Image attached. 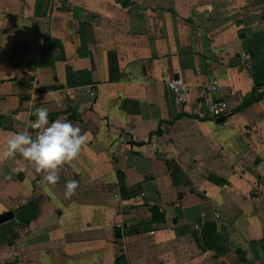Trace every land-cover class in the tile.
Wrapping results in <instances>:
<instances>
[{
	"label": "crops",
	"instance_id": "0c3cea01",
	"mask_svg": "<svg viewBox=\"0 0 264 264\" xmlns=\"http://www.w3.org/2000/svg\"><path fill=\"white\" fill-rule=\"evenodd\" d=\"M261 23L264 0H0V147L36 107L86 136L55 184L0 161V264H264Z\"/></svg>",
	"mask_w": 264,
	"mask_h": 264
},
{
	"label": "clouds",
	"instance_id": "9594fccd",
	"mask_svg": "<svg viewBox=\"0 0 264 264\" xmlns=\"http://www.w3.org/2000/svg\"><path fill=\"white\" fill-rule=\"evenodd\" d=\"M48 113L49 109L46 107H36L31 113L35 120L30 128L36 130L35 135L28 128L10 132L0 147V161L19 154L33 164L37 172H46L44 179L48 183L55 184L60 179V165L79 154L86 136L78 125L67 119L49 121ZM77 183L76 180L66 181L65 198L72 196Z\"/></svg>",
	"mask_w": 264,
	"mask_h": 264
},
{
	"label": "trees",
	"instance_id": "16d2710c",
	"mask_svg": "<svg viewBox=\"0 0 264 264\" xmlns=\"http://www.w3.org/2000/svg\"><path fill=\"white\" fill-rule=\"evenodd\" d=\"M246 50L251 59L252 80L254 82L253 95L240 104L239 109L247 107L251 103L260 101L261 96L256 92V88L264 85V58H257L259 51L264 49V23L255 25L252 28V34L245 36ZM264 244V236L262 238Z\"/></svg>",
	"mask_w": 264,
	"mask_h": 264
},
{
	"label": "built area",
	"instance_id": "2783aa9c",
	"mask_svg": "<svg viewBox=\"0 0 264 264\" xmlns=\"http://www.w3.org/2000/svg\"><path fill=\"white\" fill-rule=\"evenodd\" d=\"M167 87L171 91V93L175 96V98L179 102H185L190 94L189 85L181 79L171 78L167 81ZM215 88V86H211V89ZM225 104L223 102H212L208 104L207 111L210 116H219L224 113Z\"/></svg>",
	"mask_w": 264,
	"mask_h": 264
},
{
	"label": "water",
	"instance_id": "95a60500",
	"mask_svg": "<svg viewBox=\"0 0 264 264\" xmlns=\"http://www.w3.org/2000/svg\"><path fill=\"white\" fill-rule=\"evenodd\" d=\"M223 117L219 118L218 120H222ZM12 217V211H6L4 213L0 214V224L8 219H10Z\"/></svg>",
	"mask_w": 264,
	"mask_h": 264
},
{
	"label": "rangeland",
	"instance_id": "374dc122",
	"mask_svg": "<svg viewBox=\"0 0 264 264\" xmlns=\"http://www.w3.org/2000/svg\"><path fill=\"white\" fill-rule=\"evenodd\" d=\"M258 53L259 56L257 58H261V59L264 58V49L260 50Z\"/></svg>",
	"mask_w": 264,
	"mask_h": 264
}]
</instances>
